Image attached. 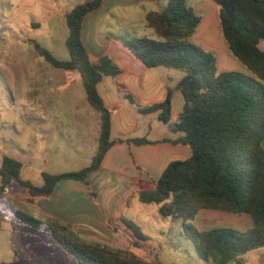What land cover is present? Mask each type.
Masks as SVG:
<instances>
[{
	"label": "trees",
	"instance_id": "trees-1",
	"mask_svg": "<svg viewBox=\"0 0 264 264\" xmlns=\"http://www.w3.org/2000/svg\"><path fill=\"white\" fill-rule=\"evenodd\" d=\"M213 1L218 6L228 49L248 74L235 70L216 74V57L190 41L201 17L186 0H169L160 12L146 16L157 39L141 37L116 41L110 38L108 50L137 62L142 73L157 66L181 68L186 72L178 84L185 99L182 113L172 112L170 88L149 108L138 107L142 113L158 112L159 119L172 131L182 132L184 135L178 142L190 147L191 157L171 162L160 176L156 189L140 192L139 200L159 205L162 216L180 222L185 239L199 259L213 264H243L242 255L264 247V51L259 46L264 40V0ZM103 2L89 0L65 15L69 59L59 60L35 44L39 54L53 67L79 74L86 100L99 114L95 154L90 163L79 170L43 172L41 185L21 177L23 163L20 160L4 156L0 164V193H5L13 182L32 196L51 195L58 183L69 179L88 185L89 173L100 167L113 145L112 110L106 107L98 84L104 76H116L119 69L109 55H104L97 63L91 62L82 41L86 16ZM123 92L132 103H137L129 92ZM128 142L150 141L137 138ZM91 194L96 196L94 192ZM4 204L8 213L6 220L52 235L78 264H146L132 252L82 242L68 234L64 225L41 221ZM201 209L246 213L252 219V226L244 232L231 228L199 231L192 222ZM133 230L137 239L146 240L138 229Z\"/></svg>",
	"mask_w": 264,
	"mask_h": 264
},
{
	"label": "rangeland",
	"instance_id": "rangeland-1",
	"mask_svg": "<svg viewBox=\"0 0 264 264\" xmlns=\"http://www.w3.org/2000/svg\"><path fill=\"white\" fill-rule=\"evenodd\" d=\"M87 1L0 0V164L4 156L20 160L24 165L21 177L34 185L42 184L43 172L78 170L91 159L88 158L90 138L87 137L94 130L99 114L87 102L79 74L53 67L35 47L38 44L59 60L69 59L65 44L68 34L65 15L76 5ZM186 1L190 3L191 0ZM202 17L205 25L212 23L209 16L202 13ZM215 19L218 29L210 32H205L204 26L196 29L197 42L194 43L216 57V74L224 69H240L241 63L228 50L218 15ZM218 32L221 38L217 40L226 46L223 52H213L203 46L216 41ZM109 45L110 42L107 48ZM259 46L264 51V40ZM229 54L238 67L230 66ZM34 200L15 182L5 193H0V215L4 218L1 217L0 264H77L75 257L61 252L52 237L6 220L8 213L4 202L26 214L34 211L37 215L38 202ZM148 206L152 216L147 214L145 218L153 224L152 227L162 229L159 220L168 218L161 215L157 204ZM156 211L159 220L155 217ZM224 222L227 224H218V228L246 231L228 220ZM166 229L164 236H148L153 240L148 241L144 248L146 251L142 249L148 257L143 259L146 264H182L186 258L190 259V244L183 235L181 223L170 220ZM68 231L82 242L120 252H132L131 247L137 248L138 245L131 244L129 238L125 244L116 236H77L70 229ZM165 239L176 250L169 249ZM159 248L163 251L160 257V251L150 250L158 251ZM241 262L247 264L245 260ZM208 263L213 264L211 261Z\"/></svg>",
	"mask_w": 264,
	"mask_h": 264
},
{
	"label": "crops",
	"instance_id": "crops-1",
	"mask_svg": "<svg viewBox=\"0 0 264 264\" xmlns=\"http://www.w3.org/2000/svg\"><path fill=\"white\" fill-rule=\"evenodd\" d=\"M111 1L104 0L98 9L86 16L82 28V41L91 62L97 63L104 55H109L119 69L116 76H104L98 84L99 94L106 107L112 110L111 140L114 143L100 167L89 173L88 185L80 180L69 179L58 183L51 195L29 194V197L38 202L37 215L34 211L30 215L41 221H55L64 225L77 236H116L125 244L129 238L131 244H138L137 248L133 249L130 244L132 253L147 260L144 248L150 240L148 236L167 234L166 227L170 219L159 220L156 211L155 217L162 222V229L152 227L153 224L145 218L147 214L152 216V213L150 214L148 204L139 200V193L156 189L166 167L173 161L189 159L192 151L188 145L178 142L184 135L182 132L172 131L159 119L158 112L142 113L138 106L143 109L149 108L160 101L165 90L170 88L172 112L182 113L185 99L178 84L186 72L181 68L157 66L142 73L137 62L107 48L110 34L113 39L119 41L141 37L157 39L154 29L147 24L146 16L149 13L160 12L169 0ZM188 5L201 17L196 29L204 26V31L210 32L211 29L217 28L215 16L218 15V6L213 0H191ZM202 13L209 16L212 23L205 25ZM196 34L195 30L190 37L193 43L197 42ZM220 35L218 32L216 41L212 40L209 45L203 46L213 52H223L226 46L217 40L221 38ZM229 55L227 58L230 66L238 67V63L234 62L231 54ZM240 65V69L237 68L235 71L248 74V70ZM123 91L129 92L137 103L134 104L126 98ZM98 136L99 115L94 130L87 137L90 138L89 159H92L96 152ZM137 138H145L150 142L145 144L128 142ZM226 220L244 230L252 225V219L246 213H228L214 209L199 210L192 223L199 231H205L218 228V224H227L224 222ZM133 228L138 229L146 240L137 239ZM48 236L59 244L62 253L73 256L67 253L52 235ZM141 241L145 243L141 244ZM164 243L169 249L176 250L170 241L165 239ZM150 250L155 253L160 251L159 257L163 254L160 248L158 251ZM250 252V256H247ZM250 252L242 255L240 260H245L247 264H264V247ZM190 254V259L186 258L182 264H189L191 261L194 264H209L197 257L191 245Z\"/></svg>",
	"mask_w": 264,
	"mask_h": 264
}]
</instances>
